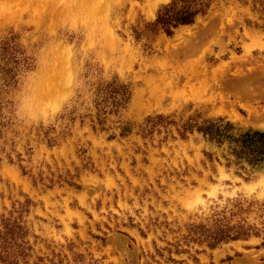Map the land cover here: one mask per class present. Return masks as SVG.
Listing matches in <instances>:
<instances>
[{"label":"rangeland","instance_id":"1","mask_svg":"<svg viewBox=\"0 0 264 264\" xmlns=\"http://www.w3.org/2000/svg\"><path fill=\"white\" fill-rule=\"evenodd\" d=\"M171 1L0 0V220L21 213L36 254L264 264V159L185 129L264 131V0H203L192 23L153 31ZM223 215L260 234L189 238Z\"/></svg>","mask_w":264,"mask_h":264},{"label":"trees","instance_id":"2","mask_svg":"<svg viewBox=\"0 0 264 264\" xmlns=\"http://www.w3.org/2000/svg\"><path fill=\"white\" fill-rule=\"evenodd\" d=\"M207 4L203 0H172L170 3L161 7L158 11L155 21L151 24L153 31L163 30L171 34L173 28L181 24H189L195 20L198 13L204 12ZM156 122L153 121V124ZM196 127L210 140L216 141L222 145L225 141L230 143L231 153L239 160H246L250 164H258L264 159V131L248 130L235 136L229 123L206 121L204 124H186L185 129ZM264 210V204H262ZM242 210V207L239 206ZM23 208H21V211ZM240 210H238L239 212ZM264 215V214H263ZM264 229V223H263ZM188 236L191 240L198 243L206 242L208 246L214 247L224 240L246 238L252 234H260V230L254 225L248 224L245 220L231 224L230 220L223 215L217 218L211 226L195 225L189 228ZM29 229L22 222V215L13 217L11 214L7 217L2 216L0 220V264H64L61 253L52 250V256H42L35 253V249L28 239ZM37 237V236H36ZM180 244H177V247ZM163 251H168L169 255L165 257L166 262L182 264V261L175 260L172 257L170 247L159 248L156 246V254L164 257ZM176 253L188 251L175 249ZM198 252V251H197ZM80 257L84 264L81 254ZM58 258V260H56ZM154 262L158 263L155 255ZM195 262L201 264L194 256ZM154 264V263H153Z\"/></svg>","mask_w":264,"mask_h":264},{"label":"bare ground","instance_id":"3","mask_svg":"<svg viewBox=\"0 0 264 264\" xmlns=\"http://www.w3.org/2000/svg\"><path fill=\"white\" fill-rule=\"evenodd\" d=\"M99 1H100V0H99ZM99 1L96 0V2H99ZM61 57H62V56H61ZM53 58H54V57H53ZM56 63H57V61H56ZM53 64H54V63H53ZM51 74H52V73H51L50 71L47 72L46 75H45V77H44V78L42 79V81H41V84H40V85H41L40 90L38 89L39 92H41V95H45V94H47V93H46V91H47L46 89H49V87H47V84H48V83H49V84H50V83L55 84V82H56L55 80H56V78H57L58 76H57V75H53L52 77H50ZM53 78H54L55 80H53ZM58 78H59V77H58ZM51 81H52V82H51ZM39 83H40V82H39ZM64 84H65V82H64ZM38 85H39V84H38ZM38 87H39V86H38ZM57 87H58V86H57ZM36 88H37V87H36ZM58 88H59V87H58ZM56 90H57V89H56ZM60 90H61V89H60ZM199 90H200V89H199ZM39 92H38V93H39ZM38 93H37V94H38ZM37 94H36V95H37ZM38 96H39V95H38ZM32 97H33V96H32ZM38 98H39V97H38ZM38 98H37V99H38ZM43 98H44V97H43ZM43 98H40V99L42 100ZM38 100H39V99H38ZM38 102H39V101H38ZM35 104H36V103H35ZM35 104H34V105H35ZM39 104H40V102H39ZM43 104H44V103H43ZM254 109H255V108H251V106H250V108H248V112L252 113V111H254ZM257 115H260V114H257ZM263 117H264V115H263Z\"/></svg>","mask_w":264,"mask_h":264}]
</instances>
